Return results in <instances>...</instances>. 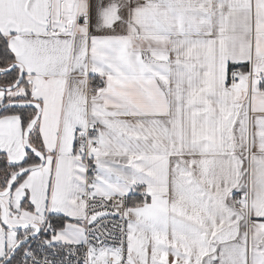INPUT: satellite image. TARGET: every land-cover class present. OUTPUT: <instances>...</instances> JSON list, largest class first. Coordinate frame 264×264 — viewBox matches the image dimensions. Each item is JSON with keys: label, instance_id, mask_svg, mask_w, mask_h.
Returning a JSON list of instances; mask_svg holds the SVG:
<instances>
[{"label": "snow or ice", "instance_id": "6c2138e0", "mask_svg": "<svg viewBox=\"0 0 264 264\" xmlns=\"http://www.w3.org/2000/svg\"><path fill=\"white\" fill-rule=\"evenodd\" d=\"M0 264H264V0H0Z\"/></svg>", "mask_w": 264, "mask_h": 264}]
</instances>
